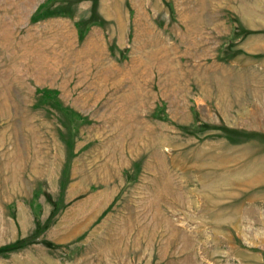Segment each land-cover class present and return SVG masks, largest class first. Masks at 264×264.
<instances>
[{"label":"rangeland","instance_id":"374dc122","mask_svg":"<svg viewBox=\"0 0 264 264\" xmlns=\"http://www.w3.org/2000/svg\"><path fill=\"white\" fill-rule=\"evenodd\" d=\"M0 264H264V0H0Z\"/></svg>","mask_w":264,"mask_h":264}]
</instances>
